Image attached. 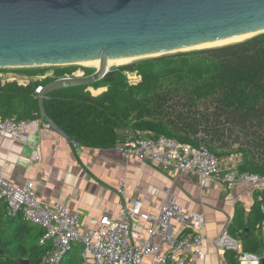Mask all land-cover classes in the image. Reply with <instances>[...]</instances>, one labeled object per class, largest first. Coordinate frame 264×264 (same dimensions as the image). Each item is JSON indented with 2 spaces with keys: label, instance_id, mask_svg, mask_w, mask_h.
<instances>
[{
  "label": "trees",
  "instance_id": "1",
  "mask_svg": "<svg viewBox=\"0 0 264 264\" xmlns=\"http://www.w3.org/2000/svg\"><path fill=\"white\" fill-rule=\"evenodd\" d=\"M26 69V68H25ZM77 68H58L57 76ZM34 74L38 70H25ZM85 75L95 71L84 68ZM140 79L131 82L128 73ZM53 79L20 86L0 83V113L41 117L36 88ZM89 87H107L94 96ZM20 106L14 108L13 102ZM48 116L78 146L113 148L119 129L165 136L196 147L206 144L219 158L241 154L238 170L264 175V33L223 46L179 51L115 66L90 85L63 88L45 100ZM232 143L241 146L234 150ZM0 200V264H40L51 243L40 244L41 227L21 215L8 217ZM264 198L249 213L238 209L230 234L247 252L260 253L264 238ZM248 229V232H247ZM74 250V249H73ZM74 252L63 264H80ZM70 255V254H69ZM227 264H240L225 251Z\"/></svg>",
  "mask_w": 264,
  "mask_h": 264
},
{
  "label": "water",
  "instance_id": "2",
  "mask_svg": "<svg viewBox=\"0 0 264 264\" xmlns=\"http://www.w3.org/2000/svg\"><path fill=\"white\" fill-rule=\"evenodd\" d=\"M248 33H264V0H0V68L101 61L94 73L56 79L39 94L41 121L71 140L47 114L50 93L102 79L109 59L155 57Z\"/></svg>",
  "mask_w": 264,
  "mask_h": 264
},
{
  "label": "built area",
  "instance_id": "3",
  "mask_svg": "<svg viewBox=\"0 0 264 264\" xmlns=\"http://www.w3.org/2000/svg\"><path fill=\"white\" fill-rule=\"evenodd\" d=\"M43 87L36 88L37 97ZM39 126L52 129L49 123L41 121V117H3L0 113V135H8L17 142H26L30 131ZM116 148L127 157L156 162L164 169L195 173L203 189L212 185L232 188L245 184L264 194V175L240 171L231 163L224 164L206 144L196 147L165 136L155 138L127 132ZM125 189L126 183L123 182L120 193ZM0 200L6 204L8 217L21 215L25 221L42 228L44 233L40 244L50 242L51 248L40 264H63L76 245L81 246V264H199L205 258L204 216L187 215L171 194L158 214H144V202L137 198L130 207L121 208L119 218L104 216L95 226L84 231L80 213L72 212L61 202L53 206L42 202L32 183L19 186L1 169ZM140 217L146 224L137 221ZM175 222L179 224V231L175 230ZM216 243L223 251H235L240 264H262L264 259V248L260 253L245 251L242 242L234 238L228 228L221 232Z\"/></svg>",
  "mask_w": 264,
  "mask_h": 264
},
{
  "label": "crops",
  "instance_id": "4",
  "mask_svg": "<svg viewBox=\"0 0 264 264\" xmlns=\"http://www.w3.org/2000/svg\"><path fill=\"white\" fill-rule=\"evenodd\" d=\"M28 68L38 72L31 74L25 71L27 68H0V83L17 82L27 86L46 79L54 81L66 74L85 75V71L75 70L57 76V69L61 67L54 66ZM88 90L97 96L107 87H89ZM13 104L14 108L20 106L18 100ZM117 132L119 140H124L129 131L119 129ZM222 160L224 164L236 166L241 161L233 155ZM0 169L19 186L32 183L42 202L50 206L61 202L72 212L80 213L82 231L95 226L104 216L119 218L121 208L130 207L137 198L144 202V214H158L171 194L187 215L201 214L205 218V258L199 264H227L225 251L217 245V238L225 228L229 229L238 209L249 213L256 200L264 198L261 190L245 184L232 188L212 185L203 189L195 173H181L176 168L164 169L156 162L127 157L116 147L78 146L53 128L44 126L31 130L24 143L0 135ZM123 182L126 189L120 193ZM137 221L146 224L143 217ZM174 226L176 231L180 230L178 223ZM260 232L264 238V222ZM76 250L82 262L80 245H76L65 260Z\"/></svg>",
  "mask_w": 264,
  "mask_h": 264
},
{
  "label": "rangeland",
  "instance_id": "5",
  "mask_svg": "<svg viewBox=\"0 0 264 264\" xmlns=\"http://www.w3.org/2000/svg\"><path fill=\"white\" fill-rule=\"evenodd\" d=\"M256 35H257V33L256 34H253L252 36H250V37H248L246 39H249V38H251L253 36H256ZM246 39L244 38V39H241L240 41H244ZM240 41H238V42H240ZM232 43H236V42H232ZM228 44H231V43H228ZM223 45H226V44H223ZM223 45H218V46H223ZM210 47H217V46H204V47L201 46V47H197V48H190V49H187V50H184V51H190V50L202 49V48H210ZM173 53H175V52H173ZM159 56H161V55H159ZM143 58H145V57H141V58H131L130 60H123V61H120V62H112L111 68L112 67H115V66H122V65L131 64V63L136 62L137 60H140V59H143ZM146 58H148V57H146ZM69 66L76 67L77 68L76 70L79 73H82V71H84L83 68H91L94 71H96V69H97L93 64H90V63H88V64H80V65H74V64H71V65H63V66L61 65V66H54V67L67 68ZM128 77H129V80L131 82H136V81H138L140 79V76L136 72L128 73ZM240 146H241L240 143H232V149H234V150H237ZM233 156H236V157H238L240 159L242 158V155L239 154V153L238 154H234Z\"/></svg>",
  "mask_w": 264,
  "mask_h": 264
},
{
  "label": "bare ground",
  "instance_id": "6",
  "mask_svg": "<svg viewBox=\"0 0 264 264\" xmlns=\"http://www.w3.org/2000/svg\"><path fill=\"white\" fill-rule=\"evenodd\" d=\"M253 34H256V33L242 34V35H238V36H234V37H230V38H226V39L210 42L208 44L201 45V46L202 47H204V46H218V45L228 44V43H232V42H238L241 39H244V38L246 39V38L252 36ZM201 46H198V47H201ZM131 58H136V57H125V58L109 59L108 60V67H111L112 62H120V61H123V60H130ZM88 63L93 64L96 68H99L101 66V61L100 60L88 61V62H84L83 64H88Z\"/></svg>",
  "mask_w": 264,
  "mask_h": 264
}]
</instances>
